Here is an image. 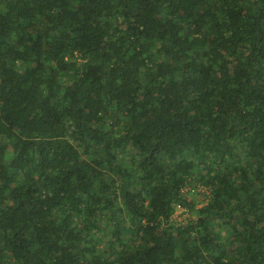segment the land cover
I'll return each instance as SVG.
<instances>
[{"label": "trees", "instance_id": "1", "mask_svg": "<svg viewBox=\"0 0 264 264\" xmlns=\"http://www.w3.org/2000/svg\"><path fill=\"white\" fill-rule=\"evenodd\" d=\"M0 264H264V0H0Z\"/></svg>", "mask_w": 264, "mask_h": 264}, {"label": "rangeland", "instance_id": "2", "mask_svg": "<svg viewBox=\"0 0 264 264\" xmlns=\"http://www.w3.org/2000/svg\"><path fill=\"white\" fill-rule=\"evenodd\" d=\"M179 212H180V210L177 211V214H178V217H177V218H178V219H181L182 216L179 214Z\"/></svg>", "mask_w": 264, "mask_h": 264}]
</instances>
